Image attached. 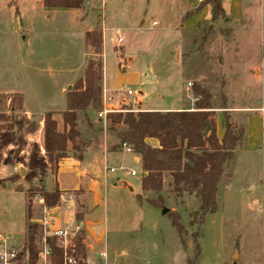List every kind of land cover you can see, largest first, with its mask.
Here are the masks:
<instances>
[{"label":"rangeland","instance_id":"374dc122","mask_svg":"<svg viewBox=\"0 0 264 264\" xmlns=\"http://www.w3.org/2000/svg\"><path fill=\"white\" fill-rule=\"evenodd\" d=\"M88 1L90 5L83 9L49 12L43 8V0H0V126H12L11 130H0V233L13 236L26 247L28 223L40 226L43 235L45 209L46 215L59 220L61 229L68 233L69 246L76 236H82L85 245L86 216L90 215L87 221L101 219L106 227L101 246L106 249L107 264H190L194 259L193 264H238L246 252L249 264H258L259 260L252 257L260 251L262 235L261 155L246 153L243 140L225 165L215 211L204 216L200 234L196 235V257L193 237L197 224L193 220L200 202L196 194L178 191L170 174L165 175L157 200L156 195L141 192L143 171L131 155L106 154L107 163H99L96 168L109 180L116 182L118 178L130 184L132 191L113 190L107 180L105 191L97 199L99 211L94 215L85 182L84 187L75 190L60 191L57 186L56 175L60 172L61 185L74 187L75 171H59V163L56 169L51 168L45 155L44 159L34 157L26 174L23 165L21 172L16 169L23 143L30 144L35 152L42 147L43 129L36 121L30 124L20 116L18 97L23 94L27 109L36 115L42 110L44 115L65 111L66 93L85 77L91 62L96 71L102 63V107L104 103L112 104L124 112L127 108L141 110L137 100L155 109L178 106L176 94L192 95L194 85L208 89L216 107L224 97L227 110L259 106L264 101V0H221L224 14L214 21L212 7L203 4L206 0ZM104 23L106 27H119L123 41L117 46L116 35L113 43L107 38L104 49L97 53L85 36L99 25L103 45ZM175 28L181 31L176 33ZM121 61L127 69L119 68ZM253 66L259 67L263 79L255 81L250 68ZM135 73L138 79L132 75ZM103 74L108 87L114 90L106 95ZM143 87L146 96L142 97L139 92ZM127 90L133 94L128 95ZM93 111L99 117L101 111ZM57 114L53 118L59 120L58 131L62 132V113ZM109 114L99 117L104 119V127L97 123L96 129L90 130L102 132L98 142L104 144V135L111 136L117 143L111 146L114 150L125 149L108 131ZM227 114L232 127H245L247 113ZM79 117L75 143L84 144L90 131L83 113ZM77 154L68 143L67 156ZM95 159L88 157L85 162L92 167ZM106 167L116 171L106 173ZM131 171L136 175L131 176ZM98 179L102 182L103 176ZM55 189L62 198L54 208L34 202L40 194ZM138 195L142 196L141 202ZM147 199L157 201L159 206L150 205ZM163 209L167 210L165 214ZM77 214L81 216L79 221ZM175 217L179 228L173 225ZM101 263L100 258L87 252L85 260L79 259V264Z\"/></svg>","mask_w":264,"mask_h":264},{"label":"trees","instance_id":"16d2710c","mask_svg":"<svg viewBox=\"0 0 264 264\" xmlns=\"http://www.w3.org/2000/svg\"><path fill=\"white\" fill-rule=\"evenodd\" d=\"M84 0H43L46 9L76 10L83 7ZM203 4L212 7V21L223 16L224 10L221 0H206ZM202 4H200L201 6ZM200 8V7H199ZM85 39L89 45L99 53L102 49V32L99 25L86 33ZM102 63L88 65L85 77L79 79L72 90L66 93V110L62 112L63 130L58 131L53 113L48 112L43 117L42 148L48 165L56 169L61 159L67 158L68 143L78 154L73 158L81 161L84 144L75 143L79 137L77 131L78 114H86L90 109L96 112L102 110V77L100 71ZM195 99L194 111H138L131 108L125 112H114L107 116L108 131L115 134L121 145L128 146L140 158L141 169L144 173L141 179V192L152 193L160 200L163 190L164 176L170 174L177 190L196 194L200 206L193 220L197 224L193 235L195 257L199 254L197 236L200 234L204 216L213 213L216 207L218 185L223 177L225 165L231 161L235 152L241 147L245 135L244 128L232 127L226 112V100L221 98V105L216 107L212 103V95L201 85H194L191 89ZM19 107L22 106V97H18ZM12 102V100H11ZM216 109H223L225 131L221 141L216 135ZM4 119V118H3ZM8 127V128H7ZM11 130L12 126L2 127ZM155 139L159 146L153 147L146 140ZM262 148L264 149V143ZM60 192H44L40 196L47 208H54L59 203ZM138 201L142 196L138 195ZM147 202L158 207L157 201L147 199ZM27 219L30 220V207H27ZM81 216L76 215V220ZM173 225L179 228L177 218ZM41 227L28 223L26 249L29 261L35 262L40 250ZM83 234V232H81ZM197 235V236H196ZM83 237L72 239L73 255L85 260L86 249ZM51 249L53 264H62L63 251L56 237L47 238ZM25 250L20 254L22 258ZM195 260V259H194ZM194 260L190 261L193 264Z\"/></svg>","mask_w":264,"mask_h":264},{"label":"crops","instance_id":"0c3cea01","mask_svg":"<svg viewBox=\"0 0 264 264\" xmlns=\"http://www.w3.org/2000/svg\"><path fill=\"white\" fill-rule=\"evenodd\" d=\"M103 2H104V0H101L102 4H103ZM88 5H90V1L84 0L83 7L86 8ZM42 6H43V2H42ZM83 7L81 9H83ZM44 9L46 11H49V12L66 11L64 9H46V8H44ZM218 21L219 20H217L216 22H218ZM216 22L213 23L214 26L217 25ZM105 25L106 24L104 23V27H106ZM151 28H153V27H151ZM175 29H176V33H177V31H181V30H177V28H175ZM103 30H104V40H103V45H102L103 49H104V45L106 43L107 38L110 42L113 43L114 36L116 34H120L122 36L121 29H119V27H117L116 25L114 28L112 26L111 27L107 26L106 28H103ZM193 30H195V29H193ZM109 33H111L112 35H109ZM133 60H134V58H133ZM119 68L121 70L122 69L125 70V69H127V66L122 64V61H121L119 63ZM250 68L253 69V71H254L253 77H254L255 81H257L260 78L263 79V77L261 76L262 74L260 73L259 67L253 66ZM103 72H104V62H103ZM132 75L136 76L137 79L139 78L137 73L132 74ZM66 86L69 87V83H67ZM66 86H65V88H67ZM103 90H104L105 95L107 93L109 94L111 92H114V90H112L108 87V84H107L106 78L104 77V74H103ZM139 94L142 97L146 96L144 87H143L142 91L139 92ZM21 97L23 100V104H22V112H19L20 116L24 120L26 119V121L29 122L30 124H32L36 121L38 123L39 129L40 128L42 129L43 117H44L43 112L44 111L43 110L40 111L39 114H37V115L33 114V112H31L30 110L27 109L26 104H25V98H24L23 94H21ZM175 99H177L176 102L179 104L178 106L175 105L172 107H163L161 109L152 108L151 106H148V103L146 104L142 100H137V102L139 101L138 103L141 106V110H136V111L137 112L138 111H159V112L194 111L195 99L189 93H184V92H181L180 94L177 93ZM124 102H126L125 99L122 100V103H124ZM145 104L147 105L146 107H145ZM261 110H264V101H262V103L259 106H245V107L239 106L237 108L233 107L232 109L226 110V112L227 111L228 112H234L237 114L245 112L248 114V117L245 121V127H244V129H245V135L243 138V145L245 147L244 149H245L246 153L252 154L253 156H257L258 154L261 155V157H260V159H261L260 160L261 161V177L259 179V194H260L259 205L261 206L260 212L262 214V223H261L262 235L260 238V251H259V253H256L252 257L254 260H259L258 264H264V149L262 148L263 143H264V128H263L264 111L262 112ZM58 112L62 113L64 111H55V112L52 111L53 115L56 114L57 117L59 116V114H57ZM224 112H225V110H223V109H216L215 110V114H216V117H215L216 118V135H217V138L219 141L222 140L223 135H224V131H225V125L226 124H225ZM30 114L32 116H30ZM83 116L86 119L89 131H90V134H89L90 138H89L88 142L83 141L85 144L84 145L85 147L83 149L81 161L76 160L75 158L69 156L67 158L62 159L59 162V171H63L64 173H72L73 171H75L74 177L77 178L76 184L72 188L63 187L61 185V182L59 179V176L61 175L60 172H59V174L57 173V175H56V183H57L59 190L64 191V190L78 189L80 187V185H83V187H84V182H85V188L87 189L88 192L91 193L90 199L88 200V203L90 204V208L93 209L91 214L95 215L96 214L95 212L99 209V204H100V203H97V199L99 198L100 192L105 191L108 182L111 183L110 186H111V189H113V190L117 189V188H121V189L124 188L128 192H130V190L132 191L130 184L119 182L118 178L116 179L117 180L116 182H115V180H109V179H107V177L104 176V173H101L99 168H96V166L99 163H102V164L107 163L106 154L117 153V152L122 153V154H127V155L129 154L132 156L133 162L138 164V166L141 167V163H140L139 157L133 155L131 152L126 151V149L114 150L111 147V146L117 144L114 137H111V136L108 137L107 135H104V139H103L104 144L101 143L100 141L98 142L99 135L101 136L102 132L101 133H100V131H94L93 132L90 129L91 128L96 129L95 125L97 123L100 124V126L102 125L101 127H104L106 124H105L104 119L99 118L98 114L95 113L93 111V109H90L86 114H83ZM54 120L56 121L57 128L59 129V124H60L59 120L57 118H55ZM61 122H62V119H61ZM77 123H78V127H79V123L81 124V118L80 117H79ZM146 142L153 147L159 146L158 141L155 139H147ZM26 143H23V146L20 148L19 155H18L20 161H18V163L15 165L16 169L18 171H20V168L23 165V167L25 169V174L29 171L28 166L31 165L34 157H35V159H39V158L44 159V154H43V151L41 149L42 147L41 148L39 147V151L35 152L32 149V147L30 146V144H28V143L26 144ZM16 148H18V146H16ZM101 152H102V154H101ZM98 155H99V157H98ZM88 157H91V158L95 157L96 158L95 162L92 164V167H91V164H86V162H85ZM25 164H27V165H25ZM105 169H106V173H108V171H110V169H113V168H107L106 167ZM114 171H116V169H113V171H110V172H114ZM99 176H103L102 182L99 181V179H98ZM164 178L166 179V176H164ZM165 179H164V181H165ZM107 180H108V182H107ZM47 192H49V191H47ZM57 216H59L58 218H60V214ZM88 216H90V215H88ZM88 216H86L84 218V220H85L84 221L85 249L89 255L94 254V256L97 257V260H98L99 254L101 253L102 250H104L101 245H102V237H103V234L106 230V227L104 226V223L101 219L96 221V222H94L92 220L87 221L86 218ZM56 227L61 228V223L59 220L57 221ZM249 257H250V255L248 254V252H246L245 256L242 258V261L239 260L238 264H249V261H250Z\"/></svg>","mask_w":264,"mask_h":264},{"label":"built area","instance_id":"2783aa9c","mask_svg":"<svg viewBox=\"0 0 264 264\" xmlns=\"http://www.w3.org/2000/svg\"><path fill=\"white\" fill-rule=\"evenodd\" d=\"M123 39L120 34H116L115 43L117 46H120ZM125 91V90H123ZM128 95H132L133 92L131 90H127ZM262 112L264 110H261ZM114 112H124L123 110H116L114 106L111 104L104 103L103 110L99 112V117L105 116L108 113ZM264 128V123H263ZM126 151L130 152V148L126 145H123ZM113 171V169H110ZM131 176H135L136 173L131 171ZM144 175V173L142 174ZM61 196V195H60ZM62 198V196H61ZM36 204L44 205V200L42 197H37L34 201ZM44 216V220L42 222L43 226V235L40 238L39 246L40 250L37 255V259L35 262L31 263L29 261V253L25 248L23 243H18L13 236H6L0 233V264H53L51 260V249L47 243V238L56 237L60 241V247L63 251V261L62 264H79V259L73 255V250L71 245L69 246L67 237L68 233L62 230L59 227H56L57 221L55 218L46 215V210L42 211ZM25 250L24 256L21 258L20 254ZM99 258L101 259V264H107V252L104 249L100 254Z\"/></svg>","mask_w":264,"mask_h":264},{"label":"water","instance_id":"95a60500","mask_svg":"<svg viewBox=\"0 0 264 264\" xmlns=\"http://www.w3.org/2000/svg\"><path fill=\"white\" fill-rule=\"evenodd\" d=\"M130 59V58H129ZM129 59H128V61H129ZM69 89V88H68ZM21 168H20V172H21ZM167 212V210L166 209H163V211H162V214H165ZM237 257V254L235 253L234 254V259ZM235 264V263H234Z\"/></svg>","mask_w":264,"mask_h":264}]
</instances>
